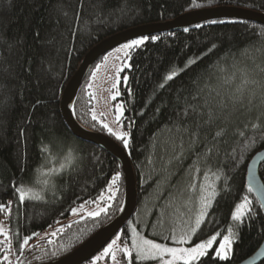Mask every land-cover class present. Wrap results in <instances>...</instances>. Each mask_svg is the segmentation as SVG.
Listing matches in <instances>:
<instances>
[{
  "label": "trees",
  "instance_id": "obj_1",
  "mask_svg": "<svg viewBox=\"0 0 264 264\" xmlns=\"http://www.w3.org/2000/svg\"><path fill=\"white\" fill-rule=\"evenodd\" d=\"M223 5L264 13V0H0V204L5 205L0 222L7 233L0 239V264H7L5 255L10 264L57 260L110 221L122 205L118 161L74 137L59 112L61 94L84 54L119 31ZM153 36L131 49L121 71L118 99L123 105L127 147L107 131L103 119H93L94 100L86 82L95 65L73 105L76 120L114 139L134 171L137 204L118 241L130 243V223L154 236L149 227L167 214L165 193L189 185L195 177L214 185L217 194L192 242L221 235L229 227L235 237L226 258L217 256L213 246L191 264L238 263L255 252L264 238V215L245 181L250 158L264 149V106H259L258 89L251 108L239 111H233L231 104L221 110V98L215 93H195L197 84L217 85L221 66L245 69L252 79L264 82V26L247 20H214ZM173 71L177 75L166 79ZM188 105L198 110L188 108L185 115ZM68 149L78 158L73 167L61 170ZM180 153L181 159H175ZM117 172L115 195L109 199L112 193L107 188ZM259 175L264 183V162ZM44 179L49 185L41 191L39 181ZM14 183L34 187L43 198L20 202ZM104 191V211L67 220L74 206L92 205ZM243 199L251 211L242 221H234L233 211ZM176 212L170 214L172 226L181 221ZM51 230L55 234L43 236ZM25 236L31 238L22 247ZM119 256L120 264L146 263L134 252L130 261L123 252ZM258 264H264V259Z\"/></svg>",
  "mask_w": 264,
  "mask_h": 264
},
{
  "label": "water",
  "instance_id": "obj_2",
  "mask_svg": "<svg viewBox=\"0 0 264 264\" xmlns=\"http://www.w3.org/2000/svg\"><path fill=\"white\" fill-rule=\"evenodd\" d=\"M247 20L264 26V13L237 6H214L184 12L173 19L152 22L131 27L102 39L92 46L82 57L76 71L71 76L61 94L59 112L70 133L79 140L91 143L109 153L120 164L123 174V200L118 213L92 236L69 254L41 264H83L97 254L116 236L132 217L137 204V190L134 171L125 150L109 136L82 126L73 113L74 101L90 69L104 54L117 45L138 37H149L163 32L214 20ZM264 162V149L257 151L249 160L245 181L258 202L264 215V183L259 175V167ZM264 259V238L251 255L235 264H258Z\"/></svg>",
  "mask_w": 264,
  "mask_h": 264
},
{
  "label": "snow or ice",
  "instance_id": "obj_3",
  "mask_svg": "<svg viewBox=\"0 0 264 264\" xmlns=\"http://www.w3.org/2000/svg\"><path fill=\"white\" fill-rule=\"evenodd\" d=\"M187 31V29H185ZM149 37H142L139 39L131 40L130 42L122 45L124 49H132L135 46L142 45L145 40H148ZM151 39L155 40L157 37L153 36ZM127 55V53H125ZM99 67V65L97 66ZM219 71L222 73L220 77L217 78L218 83L217 85H213L210 82H205L203 87H200L197 84V91L195 96H199L207 90V93L211 95L215 93L216 97H220L219 107L221 110L227 108L229 104L232 106L233 111H239L243 108H251L254 104V101L257 99V89L259 90V106H264V82L257 81L252 79L249 75V72L245 69H236L235 66L232 67V70L227 69L226 67L221 66ZM177 73L173 71L171 75L167 76L166 79L171 80ZM239 77V79H238ZM238 79V82H237ZM196 84V82H193ZM255 86V87H250ZM160 87H164L163 84ZM222 90V91H221ZM119 93H117L118 95ZM226 98V100H225ZM115 99V96H113ZM205 104L207 105V100H205ZM118 108L122 111V106L118 105ZM188 108H191L193 111H197V106L188 105L185 109V115L187 114ZM209 117H212V109L209 108ZM119 119V117H117ZM93 119H96L95 115ZM105 128H108V131L111 133L112 129L108 127L107 124H104ZM247 127V125H245ZM253 128L258 127L257 124L252 125ZM223 131V130H221ZM243 135V133H240ZM128 133L122 132L118 135V138L123 141L125 147L128 145L127 137ZM217 135H220L218 132ZM196 136V133H193V137ZM195 139H193L192 143L195 144ZM255 141H253L254 143ZM211 151V149H209ZM182 153L177 154L175 159L180 160ZM65 163L60 165V169L63 170L65 168H71L74 166L75 161L77 160L78 156L73 149H68L66 154L64 155ZM199 155L197 156V164L199 163ZM195 168V165L193 166ZM196 171H199L198 168H195ZM51 171H56V169H52ZM191 171V169H190ZM213 176H216L213 173ZM120 177V173L117 172L113 175L111 183L108 185V192L112 193V196H109V199L114 198V189L113 186L116 185L117 180ZM205 180L208 178V173H204ZM218 179L219 177L216 176ZM39 184L42 185L41 191L44 190V187L49 185V181L47 179L39 181ZM54 188V185L52 186ZM13 188L15 192L18 194V199L20 202H23L26 198H35L37 200L42 199L43 197L40 194V191H36L34 187L26 186L25 184L21 183L17 186L15 183L13 184ZM188 188L190 190H196L197 184L195 183V177H193L192 181L189 183ZM211 189V190H210ZM215 186L212 184H201L199 185V195L198 200L201 205L200 211L197 213L195 217V226L188 228V230H182L179 238L173 233L171 235V239L177 242V245H182L187 242L191 238V234L195 233L197 228L202 223V218L205 216L204 208H206L212 197L216 195ZM103 199V196L100 197ZM247 201L245 199L244 202L238 204L235 208V211L232 214V218L234 221H242V217L247 214V212L251 211L250 208L247 207ZM5 205L0 204V211H3ZM75 211V209H73ZM104 211V209H101ZM97 212L89 213V215H98ZM133 238L131 241V247L124 246L122 248H116L114 251V246L117 244V240H113L108 246L104 249V254H111L112 259L116 261V252L120 251L123 252L128 258L129 261L133 257L132 249H135L136 257L142 260H158L159 264H179V262H183V264H191V262L198 260L200 257L206 255V252L209 248L212 247L213 243L217 241V235H212L206 240H202L199 243H195L193 246L188 247H180V246H168L167 244L157 242L154 239H148L144 236H141L135 229H133ZM0 234L7 233L4 232V229L0 227ZM55 234V233H53ZM33 236L38 235L37 233H32ZM232 228L229 227L227 230V234H224L222 240L219 243V248L216 250V255L220 258H226L228 255L227 250L230 249L232 244V237H233ZM31 237L25 236L23 238V246L29 243ZM119 239V238H117ZM4 259L7 260V255L4 256ZM98 259V258H97ZM119 264V262H117Z\"/></svg>",
  "mask_w": 264,
  "mask_h": 264
},
{
  "label": "rangeland",
  "instance_id": "obj_4",
  "mask_svg": "<svg viewBox=\"0 0 264 264\" xmlns=\"http://www.w3.org/2000/svg\"><path fill=\"white\" fill-rule=\"evenodd\" d=\"M139 38H142V37H138L134 39H139ZM134 39H131V40H134ZM131 40H128L124 43L117 45L113 49L109 50L106 54H104L102 58L96 62L86 82L87 87L91 95L93 96V100H94L93 114L97 118L103 119L104 124H107L108 127L112 129L111 134L118 140H120L118 138V135L122 132H125V130L121 122V118L123 115V105H122V102L118 99L119 94L117 95V93H118L119 84L121 80V71L127 65L128 54L131 51V49H124L122 45L130 42ZM125 53H127V55H125ZM98 65L99 67H97ZM113 96H115V99H113ZM118 105L122 106V111L120 108L117 107ZM117 117H119V119ZM107 131H108V128H107ZM125 139H127V137H125ZM120 142L122 143V145H124L122 140H120ZM195 183L197 184V189L194 191L190 190L188 188V185L183 187V184H182L180 187H177V188L174 187L172 190H169L168 193L167 192L165 193V196L163 198H164V201H166L167 209L165 212L167 214H165L166 215V217H164L165 220L161 219L160 223L154 222L151 225V228L149 227L150 232L153 233L154 236L145 235L142 231L137 229V227L134 224L130 223L129 226L132 232L131 241L134 235L133 229H135L136 232H138L141 236H144L145 238L154 239L157 242L167 244L168 246H180V247L193 246L195 243H199L202 240H206L212 235H217V233L212 234L201 240L192 242V239L194 236V233H192L191 238L182 245H177V242L171 239V235L173 233H175L177 238H179V235L181 234L182 230H188V228L195 226V223H194L195 217L201 208V205L198 200V195H199V185H201L202 182L199 179H197ZM104 195H105V191L100 192L92 205L80 203L79 205L74 206L71 209V213L68 216L67 220H70L78 216L88 215L89 213H92V212L99 213L101 209H104V204L102 203L104 199ZM101 196H103V199H100ZM108 197H109V193H108ZM244 201L245 199H243L240 203ZM247 207H248V203H247ZM73 209H75V211H73ZM173 210H176L177 211L176 213H178L181 216L180 217L181 221H178L179 225L177 226L175 225L172 226L169 223L170 221L169 218L171 216L170 214L173 212ZM205 210L206 208H204V212ZM144 216L145 214H142V218ZM0 227H2L4 229V232L6 233V226L2 221L0 222ZM143 228L142 230H144ZM160 230L163 231V233H161ZM164 230H166V232H164ZM232 232L234 234L232 237V241H233L235 237V233L233 229H232ZM52 233H53L52 230L47 231L46 233L43 234V236L45 237L47 235H51ZM224 234H227V231L221 235L220 234L217 235V241H215L212 245V247L215 246V253H216V250L219 248V243L222 240V237ZM160 235H162V237L159 238ZM118 236H119V233L116 236H114L89 261L83 264H117V262H119V259H120L119 258L120 251L116 252L117 259L116 261H114L112 259L111 254H107V255L104 254V249L113 240H117V244L116 246H114V251L116 250V248H122L124 246L131 247V241L130 243H121L118 241L119 239H117ZM5 237L6 235L2 234V237L0 239H4ZM231 247H232V244H231ZM231 247L229 250H227L228 255L231 251ZM132 251L135 253V249H132ZM142 261H145L146 262L145 264H159L158 260H142ZM6 263L10 264L9 259H7ZM179 264H183V262H179Z\"/></svg>",
  "mask_w": 264,
  "mask_h": 264
},
{
  "label": "bare ground",
  "instance_id": "obj_5",
  "mask_svg": "<svg viewBox=\"0 0 264 264\" xmlns=\"http://www.w3.org/2000/svg\"><path fill=\"white\" fill-rule=\"evenodd\" d=\"M142 25V24H141ZM81 88V87H80Z\"/></svg>",
  "mask_w": 264,
  "mask_h": 264
}]
</instances>
